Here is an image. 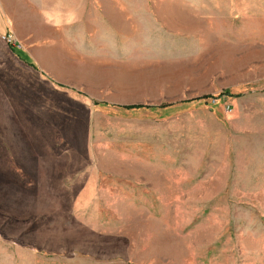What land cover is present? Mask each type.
<instances>
[{
    "label": "rangeland",
    "instance_id": "1",
    "mask_svg": "<svg viewBox=\"0 0 264 264\" xmlns=\"http://www.w3.org/2000/svg\"><path fill=\"white\" fill-rule=\"evenodd\" d=\"M49 2L0 0V116L41 134L0 152V264H264V0H178L172 63L90 55Z\"/></svg>",
    "mask_w": 264,
    "mask_h": 264
},
{
    "label": "crops",
    "instance_id": "2",
    "mask_svg": "<svg viewBox=\"0 0 264 264\" xmlns=\"http://www.w3.org/2000/svg\"><path fill=\"white\" fill-rule=\"evenodd\" d=\"M47 1H50L49 15L56 18L57 24L67 26L72 23V31L76 33L72 37L74 46L96 49L90 55L113 58L117 62L124 63L176 61L172 58L175 57L177 50L171 49L174 45L169 46V41L177 40L176 34L182 31H178L176 26L178 24L172 18L170 9L179 10L178 6L184 5L178 0H161L160 6L164 13L160 15H153L154 5L151 0ZM161 33H164V36ZM170 33L175 36H171ZM162 40L165 44H162ZM0 111H8V107L5 106L3 110L1 106ZM65 124L62 125V130L68 128ZM20 125L14 127L13 124H9L7 117L2 119L0 116V152H17L18 157H11V159H35L37 157L34 155L40 153V130L35 128L34 123ZM82 134L83 131L77 128L74 139L77 143H83ZM46 138L45 141L48 139ZM16 143L17 148L14 149L11 145ZM31 151L32 156L29 155Z\"/></svg>",
    "mask_w": 264,
    "mask_h": 264
},
{
    "label": "trees",
    "instance_id": "3",
    "mask_svg": "<svg viewBox=\"0 0 264 264\" xmlns=\"http://www.w3.org/2000/svg\"><path fill=\"white\" fill-rule=\"evenodd\" d=\"M13 47V46H12ZM15 49V48H14ZM19 56V58L23 61H25L28 65L32 66L33 67V63L31 62V60L28 58L26 52H24L23 50L21 49H15L14 50ZM124 107H136V106H140L142 104L140 103H127V104H122Z\"/></svg>",
    "mask_w": 264,
    "mask_h": 264
},
{
    "label": "built area",
    "instance_id": "4",
    "mask_svg": "<svg viewBox=\"0 0 264 264\" xmlns=\"http://www.w3.org/2000/svg\"><path fill=\"white\" fill-rule=\"evenodd\" d=\"M2 36L5 37L6 40H9L8 34H3Z\"/></svg>",
    "mask_w": 264,
    "mask_h": 264
}]
</instances>
